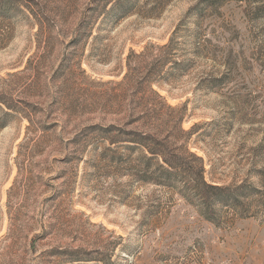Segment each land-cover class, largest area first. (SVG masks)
Masks as SVG:
<instances>
[{"label":"rangeland","instance_id":"374dc122","mask_svg":"<svg viewBox=\"0 0 264 264\" xmlns=\"http://www.w3.org/2000/svg\"><path fill=\"white\" fill-rule=\"evenodd\" d=\"M257 1L0 0V264H264Z\"/></svg>","mask_w":264,"mask_h":264},{"label":"trees","instance_id":"16d2710c","mask_svg":"<svg viewBox=\"0 0 264 264\" xmlns=\"http://www.w3.org/2000/svg\"><path fill=\"white\" fill-rule=\"evenodd\" d=\"M257 2L260 1L258 0ZM157 96L160 97L158 94ZM5 115L9 117L10 113L7 112ZM138 137L139 141H144L147 138L145 134L143 135L141 133ZM139 141L133 142L139 143L147 151V154L142 155L143 165L140 169V172H142L141 179L143 181L153 182L164 187H174L171 183L175 185L179 181H184L190 187L191 191L198 195H200L202 191L218 189V186L209 184L206 181L205 163L201 157L190 153V157L198 162V166L196 168L189 166L190 168L188 169L187 165L181 162L182 157L176 154L170 155L168 151L169 148L160 144L159 141L153 140L155 142L153 145H145ZM112 144H114V142H112ZM128 148H134V146L128 145ZM181 171H186L183 177L180 175Z\"/></svg>","mask_w":264,"mask_h":264}]
</instances>
